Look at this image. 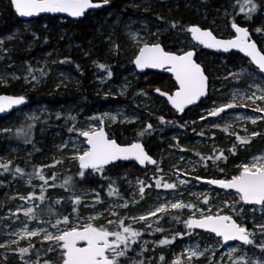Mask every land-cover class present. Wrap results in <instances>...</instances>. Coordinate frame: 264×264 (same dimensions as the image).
Instances as JSON below:
<instances>
[{
  "label": "rangeland",
  "instance_id": "rangeland-1",
  "mask_svg": "<svg viewBox=\"0 0 264 264\" xmlns=\"http://www.w3.org/2000/svg\"><path fill=\"white\" fill-rule=\"evenodd\" d=\"M170 1V2H167ZM172 1L176 3L177 0H126L125 6L130 9L133 13L125 12L122 13L118 9H107L105 15H103V20L101 23L100 19H92V23L97 24V34L98 38L103 42L111 43L108 46V52L112 53V59H107L111 68L117 67L118 75L112 73L111 77H108V71L105 69H100L98 64H107L104 60H97L92 58L86 62V65L81 66V70L90 74L91 78H94L96 84H98V90L102 92V102L96 105L85 106L82 103H71L61 104L57 106H49L47 104L41 103L39 105H25L24 108L16 111V113L11 117L10 120L0 126V138L4 141L5 150L0 153V163H7L11 161L10 168L11 171L6 172L3 168H0V243H4L7 239H18L17 236L10 233H16L24 227L26 224L29 230H36L42 227H48L50 231L52 229L47 223H42V221H51L55 223L56 218L59 215H71L73 223H76V213H72V205L68 199L70 192H66L64 188L60 185L63 180L67 177H73L75 179H80L77 175V163L71 159L73 154V149H80L86 147L83 142L84 139L78 135L80 130L86 129L90 124L93 126H99L98 119H90L92 117H101L103 114L108 113L110 115H118L117 120L114 122L111 119L105 118V129L119 125H130L139 121V118L143 115L140 113V109H146L147 107H157L156 102L152 100L151 93H148L145 86L137 85V75L135 73L134 67L132 65V59L134 58V53L136 51V44L131 39V34H136L139 38L148 40L151 42H158L159 35L164 31V25L159 21L154 19L152 15L153 9H160L161 7L171 6ZM263 2L264 0H259ZM244 4V1L240 6ZM239 6V12H240ZM241 13V12H240ZM243 14V13H241ZM257 15V12L253 13L250 17L243 14V19L248 23L249 20ZM67 19L62 17H57L56 26L60 32L61 38L67 40L64 46L66 52L71 53V48L80 49V45L75 44L72 39V34L67 32L65 29V23ZM30 24L25 22L24 26L28 27ZM264 26V18L259 19L256 25L257 27ZM218 28H223L219 26ZM64 29V30H63ZM121 35V46L119 45L118 38L115 32ZM221 37H229V35H224L219 33ZM188 37V35H187ZM23 36L16 30L10 35H0V78H6L5 83H0V88L6 85L7 80L13 79V75L17 77L21 76L24 72V63H18L14 59L13 51L10 42L14 39H18L22 42ZM257 40H262L264 42V34L257 36ZM26 43V42H25ZM31 45V42H27ZM119 45V51H116L114 45ZM125 52V56L128 59L123 58L120 62V56ZM182 50H180L181 52ZM105 54V53H104ZM129 57L132 59H129ZM31 67L35 72V75L40 79V81L48 82L54 90L65 89L68 85L76 86L78 85V78L67 66L66 63H61L64 59H56V57L49 52L37 54L33 59H31ZM207 64L209 67V72L212 77L216 78L218 84L210 89V95L207 98L206 111L213 107V103L217 104L229 102L232 99L233 93H250L254 91L250 85L255 82L257 84H264L261 75L257 74L254 78L249 77L246 72L241 73V69H247L252 67L248 62L238 63L236 65H228L225 59L222 57H207ZM120 62V63H119ZM205 64V61L201 62ZM11 68H17V71L10 70ZM125 70V71H124ZM16 72V73H15ZM41 72L43 75H41ZM229 73H233L229 76ZM118 75V76H117ZM119 100L117 103L114 100ZM122 100V101H121ZM123 100H126L125 102ZM27 101V100H26ZM115 102V103H114ZM27 104V103H26ZM206 113V112H205ZM203 113V114H205ZM201 114V115H203ZM200 115V116H201ZM237 115H248V116H259L264 115V113H256L252 111V106L244 108L240 111H229L223 119L217 120L216 118H209L207 122L198 119V123L203 124V128H206L208 133L204 136H199L197 138H189L187 135H179L183 139V144L181 148H186L187 145H192V147L214 149L219 142L217 139L222 136V142L229 145L232 148L233 145H237V148L241 150V156L234 162V165L228 166L227 171H231L228 176H223L221 171V165H217L213 161H201L200 158L192 156L184 151H165V156L167 160L164 164L157 159V165L146 169V183H153L151 189H146V195L143 200L140 201L139 205L130 204L128 209H120L121 215L130 217L132 215H139L151 208L157 206L160 202L165 199L172 200L173 198L182 199L185 202L197 203L198 207H203L205 211L211 208L215 211L217 208L222 207L225 200L235 201L237 203L236 215L234 218L238 220L239 223L245 224L249 229L253 228V223H264V208L258 205H244L239 202V198L236 197L234 192L231 195H226L225 191L219 190L212 186L204 183V181L193 180L189 185L184 186L180 192H172L171 190H157L154 186V174L156 173V167L159 166L163 169V178L169 182L175 179L173 172L177 167L180 169H186L192 172L193 175H200L206 179L212 178H231L232 175L238 174L237 166L244 162H250L253 156L264 154V121L258 120L256 124H252L250 121H239L235 117ZM75 117V120L68 119V117ZM199 116V117H200ZM59 117V118H58ZM213 121L219 123L223 126L226 122L232 124L230 132L238 133L241 136H245L244 129H248V133L256 131L261 133V135L255 137H249L251 143L246 145L239 144L236 141L235 135H230L229 133L221 131L220 128H212ZM29 125H32L29 130ZM37 129L39 132L48 133L52 137L51 148L48 151H41L40 148L31 144H27L34 139L33 130ZM74 129L69 131V129ZM8 129L9 131H4ZM20 130V134H18ZM26 133V135H25ZM213 133H215V138L213 139ZM26 138L28 141H26ZM113 139V138H112ZM127 138L124 139V141ZM8 140L15 142V144L8 145ZM122 140V139H121ZM128 140V139H127ZM123 141V140H122ZM132 142H138V140H128L127 143L122 145H127ZM221 142V141H220ZM7 144V145H6ZM66 145V147H64ZM38 154V159L35 163L28 161L26 158L32 155ZM183 157V159H181ZM59 161V163H57ZM41 165H49L43 169L44 173L51 176L52 173L56 175V188L49 189L47 193V200L38 209V215L36 219H28L23 215L21 211L16 216H12L11 213L16 212L17 208L31 207L33 204H40L39 200L36 201H24L20 200L19 196H27L29 192L35 190L36 194L39 195V185L40 181L38 179L32 180V186L29 184V177L27 175L21 176L20 174L14 175L15 167H20L24 169L25 173H32L34 168ZM205 163L207 166H205ZM165 166V167H164ZM24 167H27L25 170ZM30 167H34L29 170ZM156 174L155 178H159ZM229 175H231L229 177ZM96 178L99 174H95ZM140 185L132 186L128 191V196L126 198L116 195L108 197V202L103 204H97L95 207V213L102 214L100 219H98V224L106 223L104 217L108 215L107 209L111 208L114 204H122L125 199L132 200L133 197L139 200ZM117 189V187H115ZM208 194L210 198V204L203 205L198 202V196L201 194ZM60 197H64V200L60 204L54 203ZM89 203L93 199V194L88 192V196L84 198ZM64 206H68L69 211L66 214H62ZM51 207L52 212L49 213L48 209ZM241 208L243 211L241 212ZM94 214V210L91 207L79 208L80 221L83 222L88 218L89 215ZM188 209H184L181 213V219H186L190 215ZM224 214H231L230 210L225 209ZM166 223L170 224L171 228H165V232H153L149 235L144 232L143 226L141 224H134L138 230L144 232L143 235L146 236H160L163 235L171 238L175 230L184 231L183 223L175 222L171 216H166L160 221V224L164 226ZM161 239V240H162ZM147 243L142 242V246L146 249L145 252L139 253L141 256L148 257L151 264H158L157 262L161 256L165 257L167 264H172V261L181 256V253L185 249L190 247H199L201 251L205 248L210 249L206 252L205 256H202L198 260V264H210V260H215L216 264H229V248L233 246H238L239 243L235 242L224 246L222 244H217V238L214 234L207 232H200L195 230L192 233L191 238L189 236H184L183 239L177 238L172 244L160 245L157 239H144ZM259 233L256 235V241L259 242ZM29 241L21 240L19 245H13L8 249H0V264H36L37 256H39L40 264H43L45 259L49 260L51 264H62L61 256L59 252L51 253L47 252L49 244L51 242H43L41 237H33L31 243L35 245V248L30 249L29 253L24 255L22 259L19 254V247H27ZM15 249V251H13ZM250 259H262L264 258V252H261L258 248L254 246H245L243 249ZM7 255V260L4 257ZM235 259V256L233 257Z\"/></svg>",
  "mask_w": 264,
  "mask_h": 264
},
{
  "label": "snow or ice",
  "instance_id": "snow-or-ice-1",
  "mask_svg": "<svg viewBox=\"0 0 264 264\" xmlns=\"http://www.w3.org/2000/svg\"><path fill=\"white\" fill-rule=\"evenodd\" d=\"M10 3L14 7L15 12L21 17H31L40 13H66L71 17L79 18L83 17L88 10L102 9L105 6H109L110 0H99V2H94V0H10ZM258 9L264 10V4H259L255 0H244V4L240 6V12L249 17L257 12ZM171 27L176 28L177 24L174 22ZM230 27L235 33L230 39H218L211 30L202 29L199 25L195 24L189 25L186 28V32L191 35L192 41L205 48L223 50L224 52L236 49L240 53H243L249 59L250 65L255 66V69L251 67L241 69L240 74L246 72L249 77L253 78V81L255 76L260 74L262 80H264V48H258L257 43L250 38L249 30L241 26L235 18L231 20ZM255 31L264 34V26L257 27ZM131 39L136 44L134 58L131 61L136 69H163L172 74L175 81V91L156 88L155 92L160 97L166 98L167 103L176 112L183 113L187 106L193 105L197 101H200L202 97L207 96L208 77L202 66L194 60V50L176 53L166 51L159 42L144 40L136 34H131ZM2 43L3 41H0V44ZM114 47L116 51H119L118 44L114 45ZM66 62L68 61H61V63ZM97 66L100 69H105V65L102 63ZM28 74L32 81H38V77L33 74L31 68L28 69ZM107 74L108 77L112 76L111 71H108ZM41 75H43L42 72ZM232 75L233 73H229V76ZM13 78L19 79L17 76H13ZM25 81L28 82V77H25ZM5 82L6 78H0V83ZM250 87L255 90L250 93L234 92L229 102L220 104L214 102L213 107L200 116V120L205 122L209 118L220 120L227 115L229 110L246 108L250 105L252 106V111L264 113V84L253 82ZM24 103L25 97L22 95L0 96V113L5 112L14 105ZM118 115L105 113L101 117H92L90 119L99 120V126L90 124L86 129L78 132V135L84 138L83 142L87 145L82 150L74 148L71 156V159L78 164L77 175L80 181H86L89 175L95 173H100L103 176L106 166H115L119 161H135L141 166L157 165V161L149 155L142 143L132 142L122 146L115 139L109 138L105 131L104 120L108 118L115 122ZM68 119L75 120V117L69 116ZM235 119L250 121L252 124H256L258 120L264 121V115H237ZM160 121L161 123L165 122L163 116L160 117ZM31 127L32 125H29V130ZM212 128H220L223 132L235 135L236 141L241 145L251 143L249 137L261 135V133L256 131L248 133L247 128L244 129L245 136L230 132L229 130L232 128L230 122H226L221 126L219 123L213 121ZM151 129L152 125L149 123L145 130L138 135L143 136L147 132H150ZM73 130L69 129L70 132ZM4 131L7 132L9 130L5 129ZM18 134H20V130H18ZM198 135L204 136L205 133L201 131ZM212 138H215V133H213ZM236 148L237 145L234 144L228 151L235 155ZM180 150L185 151V149ZM196 155L200 156L201 161L211 160L214 163L227 159L224 151L220 149H214L212 154L207 157L199 153H196ZM11 163V161L0 163V168H3L6 172L11 171ZM205 166H207L206 163ZM46 167H49V165L37 166L32 173H25L24 169L18 166L15 167L14 175H27L30 186H32L34 178L41 182L39 185V195L33 190L27 196H19L18 198L24 201L39 200L40 204L34 203L31 207L17 208L16 212L11 213L12 216H16L22 211L23 215L28 219H36L38 215L37 210L46 202L49 189L56 188L55 180L57 177L55 173H52L51 176L46 175L43 171ZM237 168L238 174L232 175L230 179L212 178L205 180L204 177L198 174H192L194 168L192 171H188L177 167L173 172L175 179L169 182L163 178V169L157 166L153 178L154 186L157 190L163 189L180 192L184 186L189 185L193 180H203L208 185L224 190L226 195H231L230 190H234L236 197L239 198V202H242L244 205H260L264 208V154L253 156L250 162L241 163ZM156 174L161 175H159V178H155ZM113 183L112 181L108 183L109 191L107 195L109 197L113 196L117 191L113 187ZM139 184V200L133 197L132 200L125 199L122 204H114L111 208L107 209L108 215L104 217L106 223L98 224L97 221L102 214L95 213V207L97 204H103L100 192H95L93 199L89 203L84 199L88 196V192L78 190L75 179L71 176L67 177L63 180L60 187L64 188L66 192H70L68 199L72 205L71 212L77 214L76 223H73L72 217L69 214L59 215L55 223L42 221V223H47L52 231L48 227L29 230L25 224L16 233H10V236L15 235L18 239H7L4 243H0V249H8L13 245L18 246L21 240H28L27 247H19V254L23 259L30 249L35 248V245L31 243V239L33 237H41L42 235V244L43 242H51L47 252L56 253L58 251L62 264H127L126 258L129 257L130 251L134 250L133 245L139 243L144 232L151 235L153 232L167 231L160 224V221L166 216H171L175 222L183 223L184 231H174L171 238L165 236L164 239L159 241L160 245L172 244L177 238L183 239L184 236L191 238L192 233L196 229H201L207 233L214 234L217 238V244L228 245L229 242H239L238 246L229 248V264H264V258L259 260L250 259L243 252L245 246H254L261 252H264V223L254 222L252 229H249L245 224L239 223L234 218V215L237 214V203L235 201L230 202L229 200H225L222 207L217 208L215 211L211 208L205 211L203 207H198L197 203L185 202L177 198H173L172 200L165 199L154 208L142 214L130 217L122 216L120 212L121 208L128 209L130 204L139 205L146 195V189L153 187V183H146L144 181H140ZM63 200L64 197H60L54 203L60 204ZM198 202L208 205L211 201L209 195L205 193L198 196ZM80 206L91 207L94 210V214L89 215L83 222L80 221L79 217ZM184 209H188L191 214L182 220L181 213ZM225 209L230 210L231 214H224ZM48 211L49 213L52 212L51 207H49ZM242 211L243 208H241ZM134 224H141L144 232L134 227ZM257 233L260 236L259 242L256 241ZM144 243L146 244L147 242L145 241ZM81 244L83 246H80ZM209 250L205 248L201 251L198 246L187 248L181 253L180 257L172 261V264H198L199 258L205 256ZM140 251L143 253L146 249L141 246ZM234 256L235 259H233ZM4 259L5 261L7 260V255H5ZM160 259L164 261V264H167L165 257L161 256ZM36 264H40L39 256H37ZM43 264H51V262L45 259ZM135 264H147V260H137ZM210 264H216V261L214 259L210 260ZM221 264H223V261H221Z\"/></svg>",
  "mask_w": 264,
  "mask_h": 264
},
{
  "label": "trees",
  "instance_id": "trees-1",
  "mask_svg": "<svg viewBox=\"0 0 264 264\" xmlns=\"http://www.w3.org/2000/svg\"><path fill=\"white\" fill-rule=\"evenodd\" d=\"M242 1L244 0H177L176 3L172 1L171 6L153 9L152 15H154V19L159 21L165 27L164 31L159 35L160 39L158 42L165 50L176 53H178L179 50L191 49L193 47L188 42L186 32V28L189 25L195 24L199 25L202 29H209L216 36L223 32L224 35H226L230 34V23L231 20L235 18L240 25L248 27L249 32L259 48H264V42L262 40H257L256 38L262 34L255 31L258 20L264 18V10L258 9L257 15H254L247 23L246 20L243 19V14L239 12V6ZM94 2H99V0H94ZM125 2L126 0H110L109 6L99 11L86 14L81 20L72 22L67 19V22L64 25L65 28L67 27L65 30L72 34V39L75 41V44L80 45V49L71 48V53L68 54L64 48L67 40L61 38L60 32L57 29L58 27L56 26L57 17L43 16L35 18L26 21L30 25L25 27V21H22L17 17L8 0H0V35H10L16 30H19L23 36V40L20 42L18 39H14L10 42L13 51L12 56L18 63L25 62L24 72L21 73L19 79L13 80L9 78L7 80L8 83L0 88V95H22L27 100L26 105L30 106L44 103L52 107L66 104L67 102L82 103L85 106H90L104 101L102 100V92L97 88L98 84H96L94 78L90 77L89 73L81 70V66L83 69V65L87 66L86 62L88 60L96 58L99 61L104 60L107 62V64H104L107 69L111 68L109 66L112 64L106 61L107 59H112V53L107 50L110 43L103 42L98 38V25L92 23V19H100L102 23V17L105 15L107 9H118L124 14L125 12L133 13L125 6ZM255 2L263 4V2H260L259 0H255ZM174 22L177 24L176 28L171 27ZM219 26H221L223 30L218 28ZM115 35L121 46V35H118L117 31L115 32ZM27 42H31V45L27 44ZM45 52L54 55L58 60L64 59V61H68L66 64L70 71L77 76L79 81L78 85L74 87L68 85L65 89L54 90L48 82L40 81L39 78L38 81H32L28 74V69H32L31 59L37 54ZM125 52L126 51L120 56V62L123 61V58L128 59L125 56ZM209 56L216 58L219 57L209 54L206 51H202L201 49H197L196 57L199 60H204L206 62L203 68L206 75L209 77L210 89H213L218 84V81H216V78L212 77L209 72L210 70L206 60ZM223 58L228 65L234 66L238 63H246L242 57L233 53L224 56ZM129 59H132V57H129ZM117 67L111 68V72L114 74L115 72L117 73ZM10 70L17 71L18 69L11 68ZM33 74L35 75L34 71ZM25 77H28V82L25 81ZM136 80L137 85L146 87L148 93H151L150 97L156 102L155 104L158 105L154 108H139L140 113H143L139 118V121L130 125H116L110 128L107 130L110 138L115 139L119 144L127 143V141L131 139L138 140V142L144 145L149 155L155 160L159 159L161 162L160 164H164L167 160L165 151L168 150L175 152L181 151L180 149H185L184 152L200 158L196 153L207 157L212 154L214 149H220L224 151L227 159L217 161L216 164L221 165L224 174L223 176H228L229 173H232L231 171H227L228 166L234 165V162L241 156V150L236 148L235 155H233L228 151L231 149L228 147L229 145L222 142V136L215 138L219 144L211 150L202 147H192V145H187L186 148H181V144H183L184 140L181 139L179 135H187L189 138L194 139L200 136L198 133L201 131H204L205 134L209 132L206 128H203L202 123L200 124L197 122L200 118L199 116L206 112L207 99L201 102L198 106L189 109L179 117L170 110L163 101L152 95V90L155 88L160 87L164 90H172L174 88L169 77L161 74L149 73L142 76L137 75ZM114 101L117 103L119 100L115 99ZM123 101L125 102L126 100ZM15 113L16 112H13L6 117L0 118V126L4 123L6 124ZM161 116L164 118V123H161L160 121ZM149 123L152 125L150 132H147L143 136L138 135L145 130ZM33 135L34 139L27 144L28 146L35 144V146L40 148L41 151H48L51 148L52 137L48 135V133L39 132L35 128L33 130ZM125 138L128 140L126 139L124 141ZM28 140L26 138V141ZM7 144L12 145L15 144V142L8 140ZM4 150L5 144L0 138V153ZM38 157V154H36L27 157L26 159L35 163ZM39 165H41V163H39ZM24 168L25 170L27 169V167ZM33 168L34 167H30L29 169L28 167L29 170ZM146 169L141 170L133 163H118L115 166L106 168L103 176H101L100 173H95L99 174L98 178H96L95 174H92L87 177L86 181L74 179L77 182L76 186L78 190H84L93 195L95 192H100L103 198V203H105L108 202L109 197L107 195L109 191V181L114 182V188L117 187L116 195L126 198L128 196V191L132 186L140 185V181L146 180ZM230 176L231 175H229V177ZM1 193L2 192L0 191V198L2 196ZM68 211V206H64L62 214H66ZM163 227L167 229L171 228L168 223ZM145 238L151 240L157 239V241H160L163 238V235L157 237L142 235L139 243L133 245L134 250L130 251L129 257L126 258L127 264H135L137 260H147V264H151L152 261H149L147 256L144 257L139 254L141 252L140 248L142 242H145ZM157 263L164 264V261L159 260Z\"/></svg>",
  "mask_w": 264,
  "mask_h": 264
},
{
  "label": "water",
  "instance_id": "water-1",
  "mask_svg": "<svg viewBox=\"0 0 264 264\" xmlns=\"http://www.w3.org/2000/svg\"><path fill=\"white\" fill-rule=\"evenodd\" d=\"M8 2L10 3V0H8ZM10 5H11V3H10ZM11 7L13 8V10H14V7L11 5ZM107 6H105L104 8H106ZM103 9V8H102ZM99 10H101V9H91V10H88V12L86 13V14H88V13H92V12H95V11H99ZM14 12H15V10H14ZM16 13V12H15ZM85 14V15H86ZM16 15H17V17L20 19V20H22V21H29V20H32V19H35V18H40V17H43V16H53V17H62V18H66V19H68V20H70V21H72V22H75V21H78V20H81V19H83V17L85 16H83V17H79V18H74V17H71V16H69L68 14H66V13H40V14H38V15H34V16H31V17H21V16H19L17 13H16ZM231 28V27H230ZM231 31L233 32V34L235 35V33H234V31L231 29ZM189 34V33H188ZM189 38H190V41H191V43L193 44V45H195V46H197V47H200V48H202L203 50H205V51H208V52H210V53H214V54H218V55H229V54H231V53H234V54H237V55H239V56H241L242 58H244L247 62H249L250 63V61H249V59L247 58V57H245L244 56V54L243 53H240L238 50H236V49H231V50H229V52H224L223 50H218V49H208V48H205L204 46H202V45H199L198 43H196L195 41H192L191 40V35L189 34ZM250 38H251V36H250ZM218 39H222V38H218ZM254 41V40H253ZM259 48V47H258ZM194 59H195V56H194ZM253 66V65H252ZM133 67H134V70H135V72L137 73V74H144V73H146V72H154V73H163V74H166V75H168V76H170L171 78H172V80H173V82L175 83V81H174V78L172 77V74L171 73H169V72H167V71H165V70H163V69H151V68H146V69H143V70H139V69H136V67H135V65L133 64ZM254 68H255V66H253ZM203 68V67H202ZM208 77V76H207ZM207 93H209V78H208V89H207ZM153 95L155 96V97H158V98H160V99H163V100H165L166 101V98H164V97H160L159 95H158V93H156L155 92V90L153 91ZM0 96H8V95H0ZM208 97V94H207V96L206 97H202L201 98V100L200 101H197L196 103H194L193 105H189V106H187L186 107V109H185V111L186 110H188V109H190V108H192V107H195V106H197L201 101H203V100H205L206 98ZM167 102V101H166ZM26 103H27V101H26V98H25V103L24 104H21V105H14L12 108H10V109H7L5 112H3V113H0V118H2V117H6V116H8V115H10L11 113H13V112H16V111H18V110H20V109H22V108H24L25 107V105H26ZM168 104V103H167ZM168 107L170 108V109H172L173 111H175L176 112V110L175 109H173L172 107H171V105L170 104H168ZM244 108H237V109H232V110H229V111H240V110H243ZM184 111V112H185ZM228 111V112H229ZM183 112V113H184ZM178 115H182L183 113H178V112H176ZM105 131H106V129H105ZM107 133V132H106ZM83 138V137H82ZM84 139V138H83ZM86 144V143H85ZM86 147H87V145H86ZM146 150V149H145ZM118 163H133V164H135L139 169H141V170H144V169H146L147 167H149V168H151V167H155L156 165H145V166H141V165H139L137 162H135V161H119V162H117L116 164H118ZM111 165H109V166H106V168H108V167H110ZM77 167H78V164H77ZM204 183L205 184H207L205 181H204ZM208 185V184H207ZM209 186H212V185H209ZM212 187H214V188H217L216 186H212ZM217 189H219V188H217ZM219 190H222V189H219ZM222 191H224V190H222ZM231 192H234V190H230ZM235 193V192H234ZM258 206H260V205H258ZM197 231H200V232H205L204 230H201V229H196ZM232 243H235V242H229L228 243V245L229 244H232ZM237 243H239V242H237ZM80 246H83L82 244L80 245ZM224 246H227V245H224Z\"/></svg>",
  "mask_w": 264,
  "mask_h": 264
},
{
  "label": "flooded vegetation",
  "instance_id": "flooded-vegetation-1",
  "mask_svg": "<svg viewBox=\"0 0 264 264\" xmlns=\"http://www.w3.org/2000/svg\"><path fill=\"white\" fill-rule=\"evenodd\" d=\"M241 26H243V25H241ZM243 27H246V26H243ZM247 29H248V27H246ZM209 30V29H208ZM229 32H230V34H226V35H229V37H221L220 35H218V36H216L217 38H222V39H230L234 34H233V32L231 31V28H229ZM250 33V32H249ZM187 35H188V42H189V44L193 47V48H189V49H187V50H194V52H195V61L197 62V63H199L202 67H204V64H202L201 62L202 61H204V60H199L197 57H196V54H197V49H201L202 51H205V50H203L202 48H200V47H197V46H195V45H193L192 43H191V41H190V38H189V34L187 33ZM250 36H251V39L252 40H254L253 39V36L251 35V33H250ZM255 41V40H254ZM256 42V41H255ZM162 46V45H161ZM257 46H258V44H257ZM163 47V46H162ZM259 47V46H258ZM167 51V50H166ZM182 51H185V50H182ZM179 52H180V50H179ZM178 52V53H179ZM206 52H208V51H206ZM209 54H213V55H216V56H219L218 58H222V57H224L225 55H218V54H214V53H210V52H208ZM232 54V53H231ZM234 54V53H233ZM237 55V54H236ZM226 56H228V55H226ZM241 57V56H240ZM244 59V58H243ZM245 60V59H244ZM246 61V60H245ZM247 62V61H246ZM248 64H250L249 62H248ZM132 65H133V63H132ZM252 66V65H251ZM253 67V66H252ZM204 69V68H203ZM136 73V72H135ZM149 73H153V74H161V75H164V76H167V77H169L170 79H171V82L173 83V85H175V83L173 82V80H172V78L170 77V76H168V75H166V74H163V73H154V72H146V73H144V74H137L136 73V75H138V76H142V75H145V74H149ZM209 78V77H208ZM160 88V87H159ZM156 89V88H155ZM155 89H153L152 90V95H153V91L155 90ZM162 90H164V89H162ZM171 91H175V87L171 90ZM209 95H210V83H209V93H208V97H209ZM154 96V95H153ZM155 97V96H154ZM207 97V98H208ZM155 98H158V97H155ZM206 98V99H207ZM158 99H160V98H158ZM205 99V100H206ZM161 101H163L166 105H167V107H168V104H167V102L165 101V100H163V99H160ZM205 100H203V101H205ZM203 101H201V102H203ZM200 102V103H201ZM199 103V104H200ZM198 104V105H199ZM197 105V106H198ZM196 107V106H195ZM169 108V107H168ZM193 108V107H192ZM170 109V108H169ZM191 109V108H190ZM170 110H172V109H170ZM189 110V109H188ZM188 110H186V111H188ZM173 111V110H172ZM185 111V112H186ZM177 116H182V115H178L175 111H173ZM108 134V133H107ZM109 136V135H108ZM110 138V137H109ZM112 139V138H111ZM118 143V142H117ZM122 145V144H121ZM123 146V145H122ZM135 165V164H134Z\"/></svg>",
  "mask_w": 264,
  "mask_h": 264
}]
</instances>
